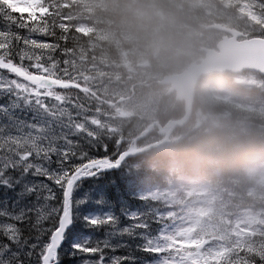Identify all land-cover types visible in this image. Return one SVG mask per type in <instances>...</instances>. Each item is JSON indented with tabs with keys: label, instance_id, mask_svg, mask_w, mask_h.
Returning a JSON list of instances; mask_svg holds the SVG:
<instances>
[{
	"label": "snow or ice",
	"instance_id": "snow-or-ice-1",
	"mask_svg": "<svg viewBox=\"0 0 264 264\" xmlns=\"http://www.w3.org/2000/svg\"><path fill=\"white\" fill-rule=\"evenodd\" d=\"M50 27L0 4V264H264V246L206 248L170 230L69 94Z\"/></svg>",
	"mask_w": 264,
	"mask_h": 264
},
{
	"label": "rangeland",
	"instance_id": "rangeland-1",
	"mask_svg": "<svg viewBox=\"0 0 264 264\" xmlns=\"http://www.w3.org/2000/svg\"><path fill=\"white\" fill-rule=\"evenodd\" d=\"M13 3H17L16 0H6ZM38 0H30L29 4H36ZM83 6H89L92 0H80ZM170 2L173 0H169ZM182 5V8L186 10L188 14L187 23L192 24L194 19L202 20L207 18V21H213L214 26L233 25L239 22L242 25L243 35L239 40H249L251 38H264L261 34V28L264 29V1L263 0H176ZM222 1L224 5L218 3ZM217 2V3H215ZM236 3L239 5V12L248 14L251 22H246L239 15L229 10V4ZM175 27L178 31H182V28L187 30L190 34V29L182 20H175ZM207 21H203L206 23ZM219 22V23H216ZM221 22L223 24H221ZM164 27H168L165 22L162 24ZM212 26H209L203 32H197L196 40H198V46L195 48L190 47L189 50H185L183 47L175 46L181 53H185L186 57L184 61L175 59L172 55H158L155 51V58L157 57L158 65L163 67L162 73L151 74L148 70L138 68L140 72L139 78H132V74L125 77L124 82L118 80L108 81L101 87L96 88L97 93L107 99H118L122 101L124 106L136 115L145 117L146 119H152L155 116L156 109L155 104L158 102L159 97L164 91H172L170 87H166L163 84V80L166 76L179 74L186 70L189 66L195 65L203 57V51L206 47H212L215 49L217 45L221 43L226 37L221 35L218 30H215ZM225 26V25H224ZM236 27V26H235ZM211 28V29H210ZM210 29V30H209ZM100 39L104 41L106 38L118 41L121 36H126L131 41V49L137 48L138 44L148 43L144 46L147 50L144 54L139 53L136 56L138 61L145 62L146 55L152 51L150 44L154 43V37L152 35L142 34L130 27L124 25H114L110 29H102L100 32ZM220 35H219V34ZM99 39V40H100ZM100 40V41H101ZM101 41V42H102ZM167 50L170 48L166 47ZM176 53V52H175ZM125 60V57L122 56ZM131 60V59H130ZM124 67L126 64L123 63ZM64 70H67V75L71 77H84L86 74V68L83 60L75 54L69 55L64 62ZM184 69V70H182ZM63 71V69H62ZM65 77V73L63 71ZM100 75V74H98ZM157 78V79H155ZM155 81V82H153ZM151 83L153 82L152 94H139L133 95V89L135 83ZM228 83V84H227ZM98 84V83H96ZM227 84V85H226ZM240 86L246 90L245 94L238 91H234L229 87ZM138 90L149 89L150 86L137 85ZM256 89L255 91H253ZM264 80L257 78L256 75L243 73L234 77L219 78L207 80L200 88V100L202 102L209 103L212 106L217 107L223 111L225 116H219L220 120L217 124L221 127L229 128V124L226 122V117H244V118H257L264 122ZM260 94L259 98L257 95ZM239 95V96H238ZM175 100L171 97L170 102ZM126 117H132L131 114H124L120 112L114 113V115L106 118L105 123L113 127L110 131H105L97 125L99 133L107 141L113 142L114 139L122 136V131L127 129L128 135L140 136L142 133L141 122H136L133 126L129 125L132 120L126 119ZM149 124V120H145ZM152 125H148L147 128ZM141 137V136H140ZM172 144H169L170 147ZM206 148H201L200 151L204 153ZM248 152V154H245ZM245 154V155H244ZM240 155H243V161L241 168L238 170V179L245 186L249 193L261 199L264 203V150L252 149L246 145L240 149ZM199 158L194 157V162L199 166ZM173 177L174 179H172ZM173 171L169 174H159V178L154 180L144 181L145 189L151 199H157L163 202L165 207L175 208L178 206V210H161L165 221L169 224L170 230L174 232L188 233L193 242L192 231L200 223L202 224L205 219L209 218V213L213 209V205H216L214 194L209 190L208 185L205 182H191V181H175ZM184 198L186 201H183ZM170 219V222H168ZM228 228V240L230 241L235 237L231 243L239 240L241 237L246 236L251 230L255 232L264 233V207H260L256 212H243L235 217L232 224L227 226ZM206 248H228V243L217 242L205 244Z\"/></svg>",
	"mask_w": 264,
	"mask_h": 264
},
{
	"label": "trees",
	"instance_id": "trees-1",
	"mask_svg": "<svg viewBox=\"0 0 264 264\" xmlns=\"http://www.w3.org/2000/svg\"><path fill=\"white\" fill-rule=\"evenodd\" d=\"M118 1H122V0H118ZM165 0H162V6L164 8L167 7V5H165ZM7 8H9L12 12L14 13H19L21 16L26 15L29 19V21L31 22H38L41 18H46L50 27V33L54 32L55 33V40L59 45H67L68 46V50H77V49H84L87 53L90 54V47L87 45L88 43V39L87 36L92 35L94 32V27L92 26V24L87 27V28H74L73 26H71V24L68 23V20L65 18L64 16V12H65V8L62 7V5L60 4L59 0H45V3L43 6H41V4L37 5L36 7L33 6H29L26 9L20 8L17 5L11 4V3H7L5 4ZM127 15V14H125ZM100 52V54H106L109 56L108 59H112L114 58V51L112 49L111 46L105 45L104 49H99L98 50ZM82 86H85L83 83H79ZM79 90L77 89H72V96L75 98L77 97V95L79 94L78 92ZM255 127L254 128H258L259 129H255L252 130L248 133H246V140L250 141L252 144L256 143V142H260V140H262V142H264V126H261L259 124H254ZM259 132V133H258ZM227 143V148H231V143L228 140H225ZM226 150V149H225ZM155 151V150H154ZM152 151V152H154ZM228 151H230V153L232 154L233 151L232 150H226L224 159L222 160L223 163V167L224 169H226L227 164L232 163V157H230L228 155ZM165 150L161 149L159 151H155V156H150L148 159L152 162H158L161 166H166L169 167L172 164L169 162L167 155L165 154ZM178 157L179 154L177 153ZM187 159V158H185ZM179 160V164L178 167L179 168H183L185 167L184 164L186 163V160ZM132 162L129 161L125 167L127 168V170H129V168L132 167ZM164 167V168H166ZM182 172V171H181ZM252 202V199L250 197L244 196V195H239L237 196L233 201L232 204L234 206H236V208L242 207V206H247L250 205ZM236 210V209H234ZM257 242L261 243L263 242L264 244V240H256ZM256 243V242H255ZM253 243V246L254 244ZM243 246L248 247L247 245L243 244ZM252 246V247H253ZM254 248V247H253ZM251 259H253L255 261V264H259V261L256 260V258L253 256L251 257Z\"/></svg>",
	"mask_w": 264,
	"mask_h": 264
},
{
	"label": "water",
	"instance_id": "water-1",
	"mask_svg": "<svg viewBox=\"0 0 264 264\" xmlns=\"http://www.w3.org/2000/svg\"><path fill=\"white\" fill-rule=\"evenodd\" d=\"M234 45H235V43H234V41H231ZM253 43H255V42H253ZM258 44H262V42H258ZM243 46H244V44L243 45H238L237 47H235L234 49H235V51L237 52V53H240L242 50H243ZM248 46V45H247ZM256 49H258L257 47H255ZM243 66L245 67V68H251L252 67V65L251 64H249L248 62H245L244 64H243ZM262 71H264V69H261ZM203 72L205 73L206 71H204L203 70ZM129 155L128 154H125V155H123L122 157H123V160L125 159V158H127Z\"/></svg>",
	"mask_w": 264,
	"mask_h": 264
}]
</instances>
